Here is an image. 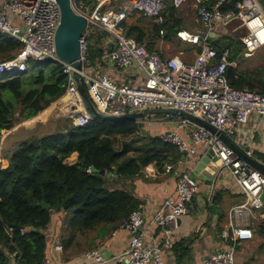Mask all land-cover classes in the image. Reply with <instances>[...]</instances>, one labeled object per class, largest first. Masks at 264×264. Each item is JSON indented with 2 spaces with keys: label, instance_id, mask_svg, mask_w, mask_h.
<instances>
[{
  "label": "built area",
  "instance_id": "built-area-1",
  "mask_svg": "<svg viewBox=\"0 0 264 264\" xmlns=\"http://www.w3.org/2000/svg\"><path fill=\"white\" fill-rule=\"evenodd\" d=\"M185 1L70 0L73 10L87 20V28L80 38L83 83L101 112L119 114L149 107L176 108L208 122L228 136L235 126L245 124L251 115L264 116V93L235 89L228 83L225 70L229 65L234 66V62H229L227 50L217 54L206 40L207 33L214 31L218 25L237 21L239 27L247 30L241 42L248 51H253L264 45V11L258 0H237L234 8L227 10L220 7L231 0H194V21L204 31L180 29L176 32L180 40L199 47L192 63L178 55L163 58L126 36L124 24H128L134 16L151 19L160 26L159 35H163L162 26L172 24L179 15L177 10ZM116 2L117 6H108ZM59 17L56 0H0V33L23 44L16 57L0 60V77L22 75L29 60L61 64L68 74L64 96L70 95L65 104L71 110L64 113L74 114L73 123L84 126L91 117L82 107H72L74 99L79 100L70 73L72 67L56 55L54 37ZM93 28L107 34L109 44H105L110 51L103 55V61L108 60L110 65L120 68L134 66L142 76L139 85L118 83L109 70L99 66L89 68V71L84 69L86 36L93 32ZM59 100H63L62 97ZM177 125L184 135L168 130L159 136L186 155H194L196 145L212 149L221 165L228 169L242 195L241 201L229 209L228 223L219 232L224 248L204 256L202 263L244 264L237 257V247L253 238V229L243 221V217L252 214L253 210L262 211L257 217L264 216V200L260 199L264 191V175L238 158L231 147L204 127L185 119L177 121ZM246 154L249 155V151ZM171 168V165H165L166 171ZM197 191V182L190 171L178 172L174 191L163 200L149 220L140 211H132L128 219L119 225V229L130 234V239L127 248L111 259L117 264H166L164 254L174 243L178 220L187 213ZM52 250L61 253L63 245L56 242ZM83 257L97 264L110 260L99 248L87 249ZM10 264L22 263L14 260ZM41 264H51L46 253Z\"/></svg>",
  "mask_w": 264,
  "mask_h": 264
},
{
  "label": "trees",
  "instance_id": "trees-1",
  "mask_svg": "<svg viewBox=\"0 0 264 264\" xmlns=\"http://www.w3.org/2000/svg\"><path fill=\"white\" fill-rule=\"evenodd\" d=\"M235 1L223 3L221 10L233 9ZM108 6L115 7L117 2ZM181 22V17H176L172 24L163 25L162 37L160 26L144 16L124 24V29L126 36L134 38L148 51L158 53L160 41L177 38ZM223 29V25L215 27L217 38L210 46L218 55L227 50L229 62H240L244 44L240 39L219 43ZM201 30L204 28L200 27ZM101 33L90 32L86 36L88 68L105 66L102 57L110 49L105 44L107 34ZM22 48L19 40L0 33V60L13 59ZM225 75L235 89L264 93V58L261 65L251 70L229 65ZM67 86L68 74L61 64L53 62L29 60L22 75L0 77V134L3 130L11 132L19 119L34 117L59 100ZM64 114L60 129L18 140L9 152L3 151L0 156V264L14 260L41 264L49 245L46 231L61 221L64 212L70 214L65 235L60 240L64 249L76 238L91 244L94 237L100 238L118 229L132 211L141 209L142 202L115 184L137 176L149 164L162 170L166 164L173 166L183 157L177 146L159 135L144 130L138 133L141 122L96 118L79 126L73 123L74 114ZM135 133H138L135 137L121 140L115 146L114 138ZM73 153L77 154L76 160L68 163ZM259 157L264 163V154ZM114 168L116 174H113ZM101 170H105L104 175ZM110 179L115 182L113 186L109 185ZM41 201L49 207H42ZM218 201L216 193L212 203ZM252 226L253 238L249 241L260 240L252 254V260H256L264 255V217L253 219Z\"/></svg>",
  "mask_w": 264,
  "mask_h": 264
},
{
  "label": "crops",
  "instance_id": "crops-1",
  "mask_svg": "<svg viewBox=\"0 0 264 264\" xmlns=\"http://www.w3.org/2000/svg\"><path fill=\"white\" fill-rule=\"evenodd\" d=\"M258 1L264 11V0ZM191 2L193 8L194 0H191ZM136 17L134 16L133 18L135 19ZM178 17H180V14ZM132 21H129V23ZM197 24V27L192 26L187 30L197 32L200 29L199 24ZM98 33L100 35L102 34L100 32ZM163 35H160V37ZM105 40V43L109 44L108 40ZM198 50V46L187 41H182L178 37L171 41H160L158 43V53H160L161 57L166 58L172 55H178L179 57L182 56L181 58L188 63L194 61ZM104 61L105 66L103 69L109 70L110 74L118 83L132 86L139 85L142 82L141 73L134 66L120 68L110 65L108 60ZM69 98L70 95L68 94L62 97L63 100L52 102L46 109L34 117L23 119L20 122L23 127L18 128L15 125L13 130L11 132L6 131L5 135L16 134L17 130H21L23 136L25 135L27 137L36 135V133H39L38 136L43 135L37 128L44 125V121L47 118L46 115L49 114V111H54L56 108L59 109V106H61L60 111L62 112L71 111L65 104ZM78 104L79 100L76 98L73 101L72 107L80 109ZM172 123L173 126L171 125ZM172 123L162 132L176 130L178 133L184 135V131L177 129V123ZM228 137L242 152L246 153L249 151L250 156L258 161H262L259 154H264V116L251 115L245 124L235 126L233 132ZM207 150L201 145H196L195 154L186 155L183 153V157H181L177 164L172 166L170 171H166L165 169L159 170L155 164H149L137 176L119 181L116 184L110 179L109 185L113 186L115 184L116 187H122L137 197L142 202V207L139 211L146 220H149L163 200L174 191L178 172H191L197 162L207 153ZM76 156L77 154L73 153L68 157L67 162H74ZM203 170L205 171L203 175H215L217 180L213 184L211 181L206 183V181L196 178L198 191L189 203L187 213L178 220L177 227L174 231V243L171 249L164 254L166 264H203L202 259L204 256L224 248L219 232L228 223L229 209L241 201L242 195L239 187L229 174L228 169L221 165L218 159L215 162L210 160L203 167ZM218 170H220L219 173ZM216 193L219 195V201L212 203ZM211 204L216 205L218 211L216 210L209 218V210L207 208ZM261 212L253 210L252 214L248 213L243 217V221L253 227V219L259 218L257 215ZM69 215L67 212L62 213L60 217L61 221L50 225L46 231L49 239L46 255L50 258L51 264H97L93 260L83 257L84 251L90 248H99L103 255L110 259L106 263L101 264H117L111 257L125 250L130 239V234L119 228L100 238H96L94 237V233H90L94 237L91 244L83 243L82 238H76L70 246L66 249L63 248L61 253H56L52 250L53 244L60 242L63 235H65L64 229L66 228ZM76 240L78 241L76 242ZM252 254L253 248L250 241H243L239 244L237 257L240 261L244 264H264V256L252 260Z\"/></svg>",
  "mask_w": 264,
  "mask_h": 264
},
{
  "label": "water",
  "instance_id": "water-1",
  "mask_svg": "<svg viewBox=\"0 0 264 264\" xmlns=\"http://www.w3.org/2000/svg\"><path fill=\"white\" fill-rule=\"evenodd\" d=\"M56 2L60 12L59 23L57 25L54 37L56 55L62 61L72 67L70 73L76 84L80 100L79 106L89 114L91 119L100 118L112 121L133 120L136 122L152 123L165 122L167 120L185 119L192 122L193 124L204 127L211 133L217 135L225 144L232 148L238 158L242 159L250 167L258 170L264 175L263 162L258 161L254 157L242 152L226 134L222 133L208 122L186 111L170 107H149L147 109L141 110H129L119 114L104 113L99 111L91 100L81 75L83 66L80 57V38L82 37L84 30L87 28V20L84 16L76 13L73 10L70 0H56ZM216 38L217 37L214 31H209L207 33L206 40L208 43L213 42ZM210 160L212 162L217 160V157L212 149L207 150V153L197 162L194 169L190 172L195 180L196 178H199L203 181H206V183L211 181L214 184L216 182L217 179L215 175H203L205 174L203 167L208 164ZM90 170H92V167H90ZM220 170H218V173ZM116 171L117 169L114 168L113 174H116ZM100 172L103 175L105 174V170H101ZM260 199L264 200V191L261 192ZM40 204L42 207H49V205L44 201H41ZM207 210H209L210 218V215L215 213L216 210L218 211V207L214 204H211L208 206ZM31 229L34 230V227Z\"/></svg>",
  "mask_w": 264,
  "mask_h": 264
},
{
  "label": "rangeland",
  "instance_id": "rangeland-1",
  "mask_svg": "<svg viewBox=\"0 0 264 264\" xmlns=\"http://www.w3.org/2000/svg\"><path fill=\"white\" fill-rule=\"evenodd\" d=\"M177 12L180 14V17L182 20V22H181L182 28L190 29L192 26H196L197 23L195 24V21H194V13H193L191 0H186L179 7ZM132 20H134V18H130L129 21H132ZM200 27L201 26L199 25V28ZM223 28H224L223 31H221L219 33V38H218L219 43H224V42H226L228 40H232V39L234 41H237L238 39H241L242 36H245L247 34V30L243 27H239L237 21L227 23L224 25ZM90 30H92V29H90ZM92 33H94V35L99 34L95 30V28H93ZM241 53L244 56L243 59L240 62L236 60V62H234L232 64L234 66H238L239 69H250L251 70V69L258 67L263 62L264 46L257 47L253 51H247L245 46H242V52ZM39 66H42V64H40ZM84 69L89 71V68H88V66H86L85 62H84ZM60 110H61V106H59V109L56 108L54 111H51V112L49 111V114L46 115L47 118L44 121V125L40 126V128H37V130L40 131V133H42V134H46V133L53 132V130H55V129H58V128L60 129L62 122L65 120L63 118L66 116V114H64V112H62ZM22 120L23 119H19L17 121L16 126L18 128H20L22 126V124L20 123ZM179 120L180 119H178V120L177 119L176 120H167L165 122H155V123L141 122L142 124H141V127H140L138 133L141 132L142 130H144V131H148L152 135H159L164 129L168 128L172 122L177 123V121L179 122ZM171 125L173 126V123ZM21 132H22L21 130H17L16 134L6 136L5 135L6 131L5 130L2 131V133L0 134V156H1L3 151H6V152L8 150L10 151V146H12L14 144V142H16V140H18V139L22 140L23 138L27 137L25 135L23 136V132L22 133ZM138 133H135V134H132V135L126 136V137L114 138L115 146H119V143H121V140H128L131 137H135ZM38 134L39 133H36V135L34 134L32 136H38ZM259 241L260 240L256 239L255 241H253L251 243L253 250L255 249V247L259 243Z\"/></svg>",
  "mask_w": 264,
  "mask_h": 264
}]
</instances>
